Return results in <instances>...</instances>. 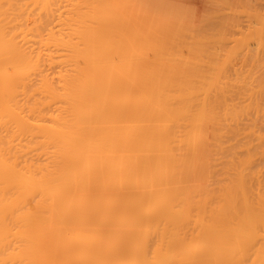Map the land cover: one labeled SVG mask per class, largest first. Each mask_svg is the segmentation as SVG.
<instances>
[{
	"label": "bare ground",
	"instance_id": "obj_1",
	"mask_svg": "<svg viewBox=\"0 0 264 264\" xmlns=\"http://www.w3.org/2000/svg\"><path fill=\"white\" fill-rule=\"evenodd\" d=\"M254 0H0V264H264Z\"/></svg>",
	"mask_w": 264,
	"mask_h": 264
},
{
	"label": "rangeland",
	"instance_id": "obj_2",
	"mask_svg": "<svg viewBox=\"0 0 264 264\" xmlns=\"http://www.w3.org/2000/svg\"><path fill=\"white\" fill-rule=\"evenodd\" d=\"M253 5L264 11V0H254Z\"/></svg>",
	"mask_w": 264,
	"mask_h": 264
}]
</instances>
